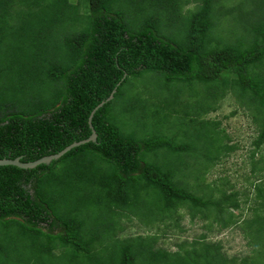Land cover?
Returning a JSON list of instances; mask_svg holds the SVG:
<instances>
[{"label": "trees", "instance_id": "1", "mask_svg": "<svg viewBox=\"0 0 264 264\" xmlns=\"http://www.w3.org/2000/svg\"><path fill=\"white\" fill-rule=\"evenodd\" d=\"M230 1L0 0V159L31 162L89 138L90 116L104 102L92 119L96 141L35 168L0 165V264H223L222 246L206 235L174 251L158 243L182 228L183 207L206 219L213 207L211 229L238 222L230 209L242 205L238 192L216 185L206 199L189 189V174L178 177L191 128L232 139L206 118L230 94L258 132L250 159L261 175L249 208L264 227V15L245 8V32L228 42L219 19L243 8ZM147 73L177 98L185 89L208 93L199 104L182 100L190 119L183 133L151 130L150 116L166 120L164 112L179 109L176 99L158 102L146 96V82H133ZM226 147L211 163L235 148ZM161 152L173 162L150 156ZM129 222L148 230L122 237Z\"/></svg>", "mask_w": 264, "mask_h": 264}, {"label": "rangeland", "instance_id": "2", "mask_svg": "<svg viewBox=\"0 0 264 264\" xmlns=\"http://www.w3.org/2000/svg\"><path fill=\"white\" fill-rule=\"evenodd\" d=\"M258 3H261L260 0H251L247 2H245V0H231L228 3L229 8L237 7L236 4L243 8L237 13H232L230 15L225 14L226 16L219 19L220 25L225 28L223 36L226 38V41L235 43L236 39L241 37L242 33L245 32V27L239 17L240 14L242 17L245 15V8L251 9L252 11L254 10L253 18H257L258 13L259 15H264L263 6L260 8L262 12L256 8ZM194 5L195 4L192 3L187 7L195 8ZM189 10L186 12L188 13ZM233 32L235 33L233 34ZM154 77H156V75ZM152 80L153 75L147 73L141 79L134 78L133 82L140 83V85L146 82L149 90L146 96L154 97L158 102L160 100L165 102L168 100L175 101L176 99L177 104L175 107L179 109V111L171 114H166L167 112H164V118L166 120L161 117L150 116L148 118V123H150L151 130L154 131L155 128H161L165 133H183L186 128L185 125L190 122V119H185L183 117L184 110L186 109L181 105L182 100H184L183 103L189 102L192 105L197 99L196 102L199 104L203 100H206L208 93H199L198 91L196 94H191L188 89H185V92L177 98L174 91H168L165 87L163 88L162 85L155 86ZM172 107H174V105H172ZM153 109L154 108L149 105L150 113ZM235 110L236 113L233 114ZM250 111L256 113L258 109L255 105H252ZM129 116L130 113L124 117L127 121L125 122L127 125L125 127L128 131H130L131 126L135 125L133 123L134 121L131 120ZM206 118H213L220 121V127L218 129H225V132L232 139L226 140L224 138V133L216 131L212 127L210 128V126H208L209 129L202 132V134H197V128H191L195 130V134L187 140V143L189 142L192 150L191 152L184 153L185 167L181 169L178 177L187 178L185 176L189 174L187 178L189 189L196 194L205 196L206 199H211V192H206H209L210 189L213 190V187L216 185L227 189L228 194L234 191L238 192L237 194L240 195L242 205L240 208H230L234 215L238 217V222L237 224H230L227 228H221L220 225H217V222H214L211 229L210 223L213 218L216 217V213H214L215 210L213 212L211 210L213 207H210V210L207 211V214L209 213L208 215L212 214V217L207 219L202 218L200 215L192 218L188 209L183 207L179 209L182 215V228L179 230L171 228L166 230L165 236L160 239L158 244L174 251L179 250L183 242H186L187 248H191L195 240H199L201 236L206 235V240L208 242L217 243L222 246V255L225 256L223 264H264V227L258 229L256 225L253 224L256 222V215L255 212H251L249 208L251 205H255L257 194L256 186H251V184H257V180L260 178L259 175H261L259 172L253 170L250 159L251 151L254 149L253 141L258 133L255 129L256 127L254 128L252 115L248 110H245L244 107L237 105L230 94L225 100L220 102V107L217 111H214ZM227 142L235 148L231 149L228 155L221 158L216 164L214 162L211 163L209 159L215 157L217 152L221 153L222 151L226 153ZM170 155L171 154L168 153L166 154V152H161L158 156L155 154L150 156L155 160H157L156 158L158 157L162 162H173V158L170 160ZM209 165L210 168H208ZM203 192L205 193L201 194ZM126 228V232L120 231L122 237L137 235L148 230V228L142 227L136 222L126 223ZM244 230H248V235L249 232L255 235L256 243L254 245L249 242V239L245 236ZM196 248L201 252V246H197ZM215 256L214 261L216 260ZM212 258L213 257L210 259L212 260Z\"/></svg>", "mask_w": 264, "mask_h": 264}, {"label": "water", "instance_id": "3", "mask_svg": "<svg viewBox=\"0 0 264 264\" xmlns=\"http://www.w3.org/2000/svg\"><path fill=\"white\" fill-rule=\"evenodd\" d=\"M115 92H116V89L113 91V93L109 97V99H111L114 96ZM103 104H104V102L101 103L99 106H97L96 109L92 112V114L90 116V125L92 127L93 132L89 138H87L85 140L78 141V142H74L57 154L48 155V156L42 157V158L35 160V161L23 162V161H21L22 157H17L15 159L5 158V159H0V165H16V166L21 167V168H35L36 166H38L39 164H42V163H46V164L51 163L54 159L60 158L61 156H63L67 151H69L73 147L79 146V145L84 144V143L89 142V141H96L98 134H97L96 130L93 128L92 119H93V116H94L96 110L99 109V107H101Z\"/></svg>", "mask_w": 264, "mask_h": 264}, {"label": "clouds", "instance_id": "4", "mask_svg": "<svg viewBox=\"0 0 264 264\" xmlns=\"http://www.w3.org/2000/svg\"><path fill=\"white\" fill-rule=\"evenodd\" d=\"M46 156H48V155H46ZM20 157V156H19ZM43 157H45V156H43ZM42 158V157H41ZM40 159V158H39ZM38 160V159H37ZM46 164V163H45ZM50 164V163H49ZM193 247V246H192Z\"/></svg>", "mask_w": 264, "mask_h": 264}]
</instances>
